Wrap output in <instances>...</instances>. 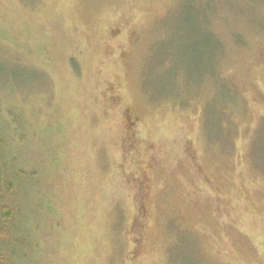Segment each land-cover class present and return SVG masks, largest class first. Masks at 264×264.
I'll return each instance as SVG.
<instances>
[{"label":"rangeland","instance_id":"374dc122","mask_svg":"<svg viewBox=\"0 0 264 264\" xmlns=\"http://www.w3.org/2000/svg\"><path fill=\"white\" fill-rule=\"evenodd\" d=\"M0 139L16 264H264V0H0Z\"/></svg>","mask_w":264,"mask_h":264},{"label":"trees","instance_id":"16d2710c","mask_svg":"<svg viewBox=\"0 0 264 264\" xmlns=\"http://www.w3.org/2000/svg\"><path fill=\"white\" fill-rule=\"evenodd\" d=\"M3 152L4 142L0 139V264H16L18 253L27 252L23 246L28 242L23 198L31 176L12 163L6 165Z\"/></svg>","mask_w":264,"mask_h":264}]
</instances>
